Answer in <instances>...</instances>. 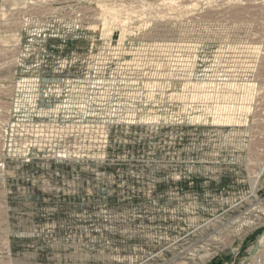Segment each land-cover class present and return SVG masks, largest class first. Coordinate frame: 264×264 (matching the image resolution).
Listing matches in <instances>:
<instances>
[{
	"label": "rangeland",
	"instance_id": "374dc122",
	"mask_svg": "<svg viewBox=\"0 0 264 264\" xmlns=\"http://www.w3.org/2000/svg\"><path fill=\"white\" fill-rule=\"evenodd\" d=\"M0 264H264V0H0Z\"/></svg>",
	"mask_w": 264,
	"mask_h": 264
},
{
	"label": "bare ground",
	"instance_id": "6f19581e",
	"mask_svg": "<svg viewBox=\"0 0 264 264\" xmlns=\"http://www.w3.org/2000/svg\"><path fill=\"white\" fill-rule=\"evenodd\" d=\"M261 237H262V236H261ZM261 237H260V239H262V238H263V237H262V238H261ZM262 241H263V239H262ZM258 243H259V242H258ZM260 248H261V247H260ZM255 252H256V250H255Z\"/></svg>",
	"mask_w": 264,
	"mask_h": 264
}]
</instances>
